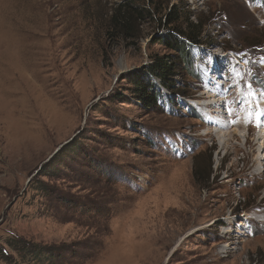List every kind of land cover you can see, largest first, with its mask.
Listing matches in <instances>:
<instances>
[{"label":"rangeland","instance_id":"374dc122","mask_svg":"<svg viewBox=\"0 0 264 264\" xmlns=\"http://www.w3.org/2000/svg\"><path fill=\"white\" fill-rule=\"evenodd\" d=\"M156 2L124 38L120 0H0V264H264V0ZM174 6L202 44L142 106Z\"/></svg>","mask_w":264,"mask_h":264},{"label":"trees","instance_id":"16d2710c","mask_svg":"<svg viewBox=\"0 0 264 264\" xmlns=\"http://www.w3.org/2000/svg\"><path fill=\"white\" fill-rule=\"evenodd\" d=\"M176 7L174 6L167 13L165 25L169 28V32L160 39V43L172 52L173 56H154L151 59L152 63L145 66L137 75H133L131 79L133 97L142 106L153 108L160 100L161 90L156 80H159L162 87L171 90L174 88V77L178 75V71L193 67V47L202 44L200 39L206 24L197 17L195 18L197 22L194 24L191 22L194 16L184 15ZM115 8L107 23V34L117 33L124 38H139L141 28L137 22L147 15L159 14V8L164 7L156 0H120ZM71 147L68 146L67 149ZM211 176V164L203 172L196 173L197 181L202 184L209 182ZM10 246L18 255L31 254L36 264H54L59 256H55L56 251L64 249L62 246L43 247L17 240H13ZM0 255L3 258L8 257L2 250Z\"/></svg>","mask_w":264,"mask_h":264},{"label":"bare ground","instance_id":"6f19581e","mask_svg":"<svg viewBox=\"0 0 264 264\" xmlns=\"http://www.w3.org/2000/svg\"><path fill=\"white\" fill-rule=\"evenodd\" d=\"M214 104V103H213ZM198 105H200V104H198ZM201 106V105H200ZM209 106V105H208ZM206 117L208 118V122L211 120V116H209V114L208 115H206ZM262 139L264 140V135H263V137H262Z\"/></svg>","mask_w":264,"mask_h":264}]
</instances>
